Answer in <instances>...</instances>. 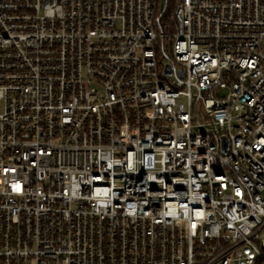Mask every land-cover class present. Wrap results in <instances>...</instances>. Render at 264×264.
Returning <instances> with one entry per match:
<instances>
[{
  "label": "built area",
  "instance_id": "1",
  "mask_svg": "<svg viewBox=\"0 0 264 264\" xmlns=\"http://www.w3.org/2000/svg\"><path fill=\"white\" fill-rule=\"evenodd\" d=\"M0 264H264V0H0Z\"/></svg>",
  "mask_w": 264,
  "mask_h": 264
},
{
  "label": "rangeland",
  "instance_id": "2",
  "mask_svg": "<svg viewBox=\"0 0 264 264\" xmlns=\"http://www.w3.org/2000/svg\"><path fill=\"white\" fill-rule=\"evenodd\" d=\"M2 111V108H0V112Z\"/></svg>",
  "mask_w": 264,
  "mask_h": 264
}]
</instances>
